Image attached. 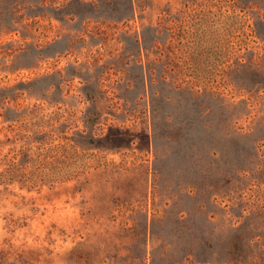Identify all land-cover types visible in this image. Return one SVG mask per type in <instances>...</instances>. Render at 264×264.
<instances>
[{
    "label": "rangeland",
    "instance_id": "1",
    "mask_svg": "<svg viewBox=\"0 0 264 264\" xmlns=\"http://www.w3.org/2000/svg\"><path fill=\"white\" fill-rule=\"evenodd\" d=\"M166 4L173 31L144 41L143 64H155L144 95L132 35ZM115 10L126 2L0 0V264H264V88L229 83L264 64V0H138L128 26L100 23ZM44 74L48 117H71L70 133L97 116L96 136L110 137L79 147L118 172L38 190L8 182L20 161L10 119ZM182 80L215 92L194 100L172 87ZM232 111L235 126L222 127Z\"/></svg>",
    "mask_w": 264,
    "mask_h": 264
},
{
    "label": "trees",
    "instance_id": "2",
    "mask_svg": "<svg viewBox=\"0 0 264 264\" xmlns=\"http://www.w3.org/2000/svg\"><path fill=\"white\" fill-rule=\"evenodd\" d=\"M126 2V11L124 14L122 12L114 11L115 15L107 18V21L100 20V23L110 22L112 26L118 23H122L125 26H128L130 20H134L135 9L138 5V0H124ZM170 0H166V3H169ZM159 16L157 20L149 24H141V29L135 31L136 33L132 35V45L133 49H136V58L133 60L136 65L141 68V78L143 86V94L145 95L148 91V88L152 87V78L154 63L149 64V66L144 65L142 61V51L149 48L148 41L144 42L146 38L150 39L152 46H158L157 38H159L160 32H172V18L171 10L169 5H165L162 8H159ZM127 29L125 30L127 32ZM168 36L169 33H166ZM168 37H166L167 39ZM171 41V40H170ZM168 39L165 41L169 43ZM171 45V43H169ZM196 46H201L203 43L200 39H197L195 43ZM185 49H189L190 44L186 41L181 44ZM128 49V51H131ZM133 53V52H131ZM175 53V52H174ZM184 53V52H183ZM242 66H245L242 64ZM150 67V68H149ZM183 68V65L178 66V71ZM247 68V66H246ZM158 69V70H157ZM264 64H260L258 61H252L250 72L245 71L241 73V76L248 75L249 80H242L245 83L241 82H229L238 89L249 87L247 81H250V86L253 85L252 90L264 88ZM159 71V68H156ZM183 70V69H182ZM182 70H180L182 72ZM248 70V69H247ZM146 71L149 75V83L145 81ZM78 70L69 76L70 80H73L78 76ZM159 74V73H158ZM161 75V74H160ZM47 74H44L39 77L32 78L29 82L28 91L31 97L34 98V102L25 108L20 110L19 107H16V114L10 119L13 121L18 129L13 133L12 142L16 143L12 147L18 146L17 151L20 153V158L15 166L13 171H16V174H13L8 178V182L16 181L20 184L21 187H25L27 190L40 189L44 185L54 186L55 184H64L70 181H75L81 175H84L87 172H93L99 167L103 166L102 169L112 168L119 171L120 165L115 163L108 164L106 162L98 163L96 165L91 164L90 159L85 157V152H82L81 146H91L97 141V139H106L109 133L98 138L96 132L94 131V121L97 116H92L91 114L83 117L85 128L76 129L70 133L68 130L71 128L70 124L73 121L71 117H68L69 120L66 122H61L59 116L54 114L53 118L48 117L50 114L46 111L44 107V102L47 101V95L45 94V79ZM98 78V77H97ZM97 85L101 87L100 78L96 79ZM172 87L177 92H185L190 98L197 99L200 96L204 97L208 92L214 94L215 91L210 90L206 85H200L196 82L188 81H176L173 83ZM152 96H156L157 91H154V88L149 90ZM216 94V93H215ZM85 95L87 93L85 92ZM210 95V94H209ZM212 96V95H211ZM221 103L226 105L228 108H233L236 106L233 102H225L223 97H220ZM223 109V108H222ZM206 110V109H205ZM57 113V112H56ZM95 115V113L93 114ZM3 119L8 121L9 118L3 115ZM238 117L234 116V112H230L229 121H224L222 127H234L237 122ZM63 125V128H61ZM117 136H122L125 134V127L116 126ZM236 138H238L236 136ZM80 146V147H79ZM85 154V155H84ZM239 167V166H237ZM236 167V169H237ZM231 169V168H230ZM239 169V168H238ZM230 171V170H228ZM15 173V172H14ZM259 173V172H257ZM234 179L226 180V188L234 190L239 186L240 183L247 180L249 175L246 172H239L234 174ZM260 179V176H255ZM259 181V180H258ZM264 184V180H261ZM214 188V184H211Z\"/></svg>",
    "mask_w": 264,
    "mask_h": 264
}]
</instances>
